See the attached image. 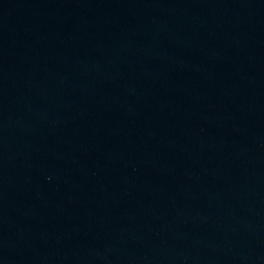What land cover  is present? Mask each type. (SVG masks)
Masks as SVG:
<instances>
[{
    "label": "water",
    "instance_id": "1",
    "mask_svg": "<svg viewBox=\"0 0 264 264\" xmlns=\"http://www.w3.org/2000/svg\"><path fill=\"white\" fill-rule=\"evenodd\" d=\"M0 264H264V0H0Z\"/></svg>",
    "mask_w": 264,
    "mask_h": 264
}]
</instances>
